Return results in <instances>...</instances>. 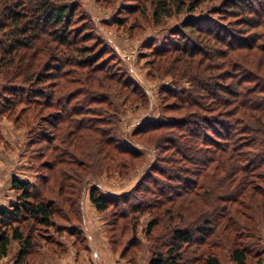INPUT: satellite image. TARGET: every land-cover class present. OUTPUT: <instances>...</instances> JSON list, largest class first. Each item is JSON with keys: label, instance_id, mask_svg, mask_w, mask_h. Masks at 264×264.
I'll use <instances>...</instances> for the list:
<instances>
[{"label": "rangeland", "instance_id": "374dc122", "mask_svg": "<svg viewBox=\"0 0 264 264\" xmlns=\"http://www.w3.org/2000/svg\"><path fill=\"white\" fill-rule=\"evenodd\" d=\"M152 1L77 0L69 33L73 37L78 36V46L91 47L92 54L100 52L98 62L105 65L102 71H96L94 68L88 71L87 68L80 69V73H70L73 83H67V87L61 90L59 83L64 82L61 78L52 77L39 83L28 80L35 70L45 71L46 59L43 53L47 35H43L38 41L34 47L37 50L31 51L26 57L20 58L23 51L13 57V53L0 50V93L5 86L15 85V89L4 95L11 98L10 106L0 111V212L15 209L14 205L19 202L22 190L14 187V179L37 183L41 189L38 200L49 199L58 211L51 225L32 219L28 215L17 220L11 214L7 224L0 220V230H8L12 235L13 228L19 227L25 236L30 235L32 238L33 249L20 264H151L161 253L169 256L168 250L172 248L174 231L187 227L191 228L195 242L190 245L184 241L181 243L183 248L180 253L185 263L195 262L211 253L219 258L221 264H235L231 259V250L242 246L248 250L249 261L264 264V178L256 180V189L251 184L250 187L254 189L252 198L239 197L240 201L246 198V205L240 208L245 215L238 216L231 210L222 214L221 206L234 205L228 201L230 199L226 201L217 196L220 193H233L237 177L228 183V189H222L221 177L225 179L226 175V171L222 169L218 178L213 179L215 186L207 190V193L205 190L199 191L198 194H195V190L189 194L176 193L175 186H178V181L174 180V176L181 179L192 175L191 171L183 172L179 168H196L194 163L182 159L181 150L179 152L171 145L170 139L178 138L181 141L186 140V146H192L186 133L181 129L174 131L176 128L173 130L171 124L159 130L151 129L142 134H134L142 122L166 119L165 116L177 120L186 118L198 110L195 106L190 108L182 104L173 96V92L163 90L167 88L179 92L193 86L189 71L183 72L186 66L182 61L189 62L192 59L199 63L201 71L193 75L209 77L225 72L229 66L227 64L220 69L204 70L210 62L221 63L226 60L229 63L230 60L238 58L234 51L230 54L233 59L227 56L220 59L211 48L215 41L208 40L207 35L197 32H192V37L206 46L208 53L217 57L215 60L214 57L212 60L206 59L202 66L201 55L189 60L188 55L180 52L156 54L158 52L155 50L165 44L188 43L182 39V33L176 35L183 23L194 21L193 23H200L204 28L211 23L214 28L231 27L248 31V34L263 33L258 41L263 45L264 25L250 28L245 25V14H233V11L222 13L221 10L216 12L215 9L221 7L225 0H187L181 13L176 11V7L170 17H162L160 23H157L153 16ZM189 4L199 5L191 13L188 11ZM130 6L134 8L129 10ZM254 18L252 15V21ZM47 27L53 29L50 24ZM0 37H3L2 33ZM54 44L56 45V42ZM188 45L189 48L193 46L191 43ZM216 48L225 49L221 43L216 44ZM55 52L57 53V50ZM237 52L249 55L247 50ZM260 55L255 51L254 55L248 56L246 60L250 61L252 57L255 71L264 76V68L258 69ZM37 57L42 59V65ZM61 57L63 54L60 52V60L51 59L49 62L60 63ZM9 58L15 61L12 67L7 65ZM175 60H178L177 64L174 63ZM31 62L35 69L30 67V74L27 75V69L24 67L30 66ZM17 65L20 68L13 72ZM243 66L246 68L244 64ZM107 72L112 73L111 77ZM125 80L132 84H126ZM210 82L215 83L214 79ZM228 84L230 80L227 86ZM29 85L36 90L34 93L23 91L24 86L29 88ZM135 88L138 90L134 91ZM78 89L80 90L74 95L69 108L72 109L77 103L85 106V111H82L87 118H101L98 124L100 127L111 126L118 142L124 145L127 142L133 143L140 150L139 154L132 157L121 153L119 148L105 146L110 136L108 134L95 133L80 137L84 130H76L73 134V125L68 123L60 135H57V126L53 127L46 119L51 112L60 110V96L70 95ZM50 92L54 94L51 107L39 104L37 100L41 98L45 101ZM219 92L225 96V92ZM35 94H38V99L29 101V95ZM99 94L104 98L94 101L93 98ZM1 100L2 96L0 102ZM211 100L206 96L202 102L209 105ZM95 112L97 115H94ZM83 116L80 114V117ZM110 117L113 119V125L108 124ZM190 128L193 131L198 130L193 125ZM44 131L55 134V139L52 141L42 137ZM209 136L213 138L215 134L210 132ZM214 166L215 163L210 168ZM157 168L165 169L164 175ZM258 172L264 173V169ZM143 178V185L149 190L143 195L141 190H144V187L141 188L137 194L131 195L127 204L132 207L133 204H140L143 198L145 200L141 208L145 209L132 212L128 206V214L122 216L123 208L119 209L112 204L108 210L100 211L91 200L92 191L106 196L129 193ZM73 183L75 188L68 186ZM170 184L175 186L167 191L169 189L164 185ZM161 190L168 193L165 194ZM37 191L35 189L32 193ZM133 196L139 198L135 199ZM149 200L153 205L146 207ZM216 217L219 222L218 225L215 224L217 227L214 233L200 243L201 235L197 226L202 227L205 225L204 220H211L209 226L212 227ZM21 245L20 241L13 239L9 254L1 259V264H15Z\"/></svg>", "mask_w": 264, "mask_h": 264}, {"label": "trees", "instance_id": "16d2710c", "mask_svg": "<svg viewBox=\"0 0 264 264\" xmlns=\"http://www.w3.org/2000/svg\"><path fill=\"white\" fill-rule=\"evenodd\" d=\"M186 1L187 0H153V16L157 19V23H160L162 17H170L172 11L176 7H178L176 11L181 13L186 7ZM77 4V0H0V33L3 34V37H0V50L13 53V57L15 54H20V52L23 51L20 58L26 57L31 51L37 50V48L34 47L43 35H47L46 46L44 47L45 52L43 53V57L46 59V63L44 64L45 71L36 72L35 70V72H33L34 74L32 73L28 80H34L36 83H39L43 80L51 79L52 77L61 78L64 81L61 82V84L59 83L61 90L67 87V83L71 82L70 85L73 83L69 76L72 72L80 73V69L85 70L87 68L88 71L92 68L96 71L103 70L102 67H104L105 63L101 65L98 62L100 52H94L92 54L90 53L92 51L91 47L78 46V36L73 37L71 36L72 34L69 33L71 29L70 26L73 24ZM198 5L199 4L187 5L188 11L192 13L197 9ZM131 8L134 7L130 6L129 10H131ZM219 10H221L222 13H225L224 11H229L226 13H231V11H233V14H245L244 21H247L245 25L250 28L264 25V0H225L221 7L215 9L216 12ZM252 15L253 18L255 17L253 21L251 19ZM193 22L194 21H191V23L186 21L181 25L180 31L176 33V35L182 33V39L191 43L193 45L192 48H189L188 43L182 42L177 44H165L161 48L155 50L158 52L156 54L165 55L171 51L180 52L185 56L188 55L187 58H189V60L194 56L201 55L202 63L200 64L203 66V61H206V59L212 60L214 56L208 53V48H206V46L194 40L192 32H197L200 33V35H207L208 40L213 39V41H215V44L212 45L211 48L214 54L217 53V57L220 59L226 56L230 57L231 52L234 53V51L238 58H235L234 61L230 60L229 63L228 61L226 62V60L221 63L210 62L205 68L202 67L204 70L208 71L213 68L220 69L223 65L226 67L227 64H229L225 72L223 71L220 74L217 73L209 77L201 74H196L197 76L193 75L195 72L201 71L199 63H195L192 59L189 62H187V60L182 61L186 66V70H183V72L186 73L187 70L189 71V75H191L190 79H193V86L179 92L168 90L167 88H163V90L173 92V96L177 97L182 104L190 108L195 106L198 110H195L191 115L186 116V118L177 120L173 117L165 116L166 119L160 118L142 122L136 128L134 134H142L146 131H151V129L159 130L171 124L170 127H172L173 130L176 128L174 131L181 129L185 132L188 138L193 140L190 141L188 139V141L192 143V146H190V144L186 146L188 144L187 141H181L178 140V138H171V145H174L179 152L181 150V154L185 156H181L182 159L186 162L194 163L196 168L192 170H188L186 167L179 168V170L183 172L191 171L192 175H186L181 179H177V177L174 176V180L178 181L176 182L178 186H175V184L164 185L168 187L167 189L169 190L167 191H170L171 188L175 186L177 187L175 189L176 193L179 194H181V192H188L189 194L194 192V190L196 191L195 194H198L199 191L202 190H205V193H207V190L215 186L216 182L214 180L218 178V173L223 169L226 171V175L225 179L221 177L220 184L222 189H228V183L232 182L234 180L233 178L236 177L237 184L235 185L234 194H230V192L228 194L220 193V195L217 196V198L222 197L226 199V201L230 199L228 201L234 205V207L221 206V212L223 214L225 211L231 210L238 216H243L245 213H243L240 208L246 205V198L240 201L239 197L247 196L252 198L253 196L251 193L257 188L254 183L256 180H262V178H264V173L258 172L260 169H264V76L255 71L252 57L250 61L246 60L248 56H253L256 51L261 54L258 69L261 70L264 68V45L258 42L261 38L260 35H263V33L248 34V31L236 30L231 27L222 28L217 26V28H214L211 23L207 28H204L200 23L198 25L197 22ZM48 24L53 26L52 30L47 27ZM209 36L212 38H209ZM54 42H56V45ZM218 43H221L225 49L219 50L216 48V44ZM56 50L57 53L55 52ZM244 50H247L249 55H243L242 52H237ZM60 52L63 54L60 63L52 64V62H49L51 59L60 60V58H58ZM217 57H214V60ZM230 58L233 59L232 56ZM3 60H5L6 63V59L3 58ZM37 60L42 65V59L40 60L37 57ZM177 61L178 60H175L174 63L177 64ZM179 61L181 62V60ZM14 62L12 58H9L7 65L12 67ZM17 64L19 65L20 63L18 62ZM243 64L248 70H246ZM18 65L13 72L20 68ZM30 67L35 69L32 62L30 66L26 65L24 67L27 69V75L30 74ZM106 74H109V77L112 75L110 72ZM100 79L101 76H99V80ZM213 79L215 83L210 82V80ZM229 80L230 84L227 86ZM223 81H225V83ZM125 83L129 84L130 81L125 80ZM31 87L32 85H29V88L24 86L23 91L34 93L36 90H33ZM12 89H15V85L11 87L5 86L1 89L0 96H2V100L0 102V111L10 106L11 98L5 97L4 95ZM79 90L80 89L67 96H60V100H57L60 110L54 113L51 112L46 119L53 127L57 126V135H60V132L66 127V123H68L69 125H73V134L76 130L77 132H80L79 130H84L80 137L95 133H99L100 135L108 134L110 136L107 138L105 146L107 145L109 148H119L121 153L131 155L132 157L139 154L140 150L136 148L133 143L127 142L126 145L119 143L111 126L108 128L100 127L98 124L101 122V120H99L101 118H87L84 113L85 106H81L77 103L74 104L72 109L69 108L74 95ZM135 90H138V88H135L134 91ZM42 91L44 90L42 89ZM219 91L225 92V96H222ZM37 95L38 94H35V96L29 95L28 100L34 101L38 99ZM53 96L54 94L50 92V94H47L48 98H45V101L41 98L37 101L40 102L39 104L51 107ZM206 96L212 99L209 105L202 102V99ZM103 98L104 96L99 94L94 97L93 100L99 101ZM84 102H86V100ZM80 114L84 116L80 117ZM94 115H97V113L95 112ZM112 120V117L108 118V124L113 125ZM114 124H116V121ZM191 125L198 130H191ZM210 132L215 134L213 138L209 136ZM42 137L53 141L55 139V134H49L47 131H44ZM244 149H247V151H244ZM99 152H97V154H99ZM214 163L215 166L210 168ZM157 169L164 175L165 169ZM175 181L172 182L175 183ZM13 183L15 188L22 190L19 202L17 205H14V208L16 207L15 209H11V211H1L0 220L4 224H7L11 218V214H13L14 219L17 220L28 215L32 219H37L44 224L51 225L53 223L52 219L58 211L55 204L49 199L42 201L38 200L41 189L37 183L18 179H14ZM157 183L162 184L158 181ZM143 184L144 178L138 182L133 191L131 190L126 194H114L113 196H106L103 193L98 194L92 191L91 200L100 211L108 210V207L113 204L114 206H118L119 209H124L121 211L122 216L127 215L128 206L131 207L127 204L130 202L131 195L137 194V191H140L141 188L144 187ZM251 184L254 185V189L250 187ZM68 186L71 188L76 187L75 183L71 185L68 184ZM30 187L38 191L34 194L32 193L33 190H30ZM148 190L149 188L145 186L144 190L141 191L143 195H145V191ZM161 191L165 194L168 193L165 192V190ZM189 197L194 198L190 195ZM133 198L136 199L139 197L133 196ZM144 200L145 199L142 198L140 204H133L130 208L131 211L135 212L145 209L141 208ZM150 200L148 201L150 203H146V207L153 205ZM237 203H239L238 206L235 205ZM232 218L234 219L235 216ZM213 221L214 225L212 227L209 226L212 222L211 220H204L205 225L202 227L197 226V231L201 235L200 243L214 233L219 219L216 217ZM152 225L153 223H151V228ZM173 236L172 248L168 250L169 256L166 257L164 253H161L159 257L151 261V264H221L219 258L211 253L206 255L205 258H198L195 262H183L182 254L180 253L183 248L181 243L184 241L189 245L194 244L195 238L192 235V230L190 227L178 228L174 231ZM13 239L20 241L22 244L15 264L24 262L31 253L34 245L31 242L32 238L30 235L25 236L19 227L13 228L12 235L8 230H0V264L1 259L8 256ZM230 255L235 264H255L249 261L246 247L236 246L231 250Z\"/></svg>", "mask_w": 264, "mask_h": 264}]
</instances>
